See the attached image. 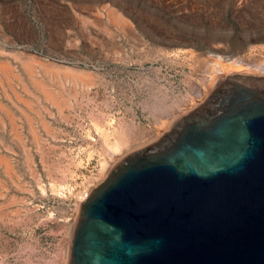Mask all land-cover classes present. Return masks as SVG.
<instances>
[{
    "label": "rangeland",
    "instance_id": "rangeland-1",
    "mask_svg": "<svg viewBox=\"0 0 264 264\" xmlns=\"http://www.w3.org/2000/svg\"><path fill=\"white\" fill-rule=\"evenodd\" d=\"M215 60L264 87V0H0V264H65L78 196L198 107Z\"/></svg>",
    "mask_w": 264,
    "mask_h": 264
},
{
    "label": "water",
    "instance_id": "water-1",
    "mask_svg": "<svg viewBox=\"0 0 264 264\" xmlns=\"http://www.w3.org/2000/svg\"><path fill=\"white\" fill-rule=\"evenodd\" d=\"M65 264H264V87L225 79L78 203Z\"/></svg>",
    "mask_w": 264,
    "mask_h": 264
},
{
    "label": "bare ground",
    "instance_id": "bare-ground-1",
    "mask_svg": "<svg viewBox=\"0 0 264 264\" xmlns=\"http://www.w3.org/2000/svg\"><path fill=\"white\" fill-rule=\"evenodd\" d=\"M109 14H110V17L112 18V20L113 21H115L116 23H118V24H124V21H123V19H122V17H120V15L116 12V11H114V10H111L110 12H109ZM13 55V54H12ZM46 60V59H45ZM32 62V61H31ZM31 62H29L28 60L26 61V62H24V63H22V64H24V66H25V68L28 70V71H30L31 70V67H32V64H31ZM2 64H3V62H1ZM234 63V62H233ZM238 63V62H237ZM5 64V63H4ZM234 64H236V63H234ZM234 64H227V65H222V64H220V62L218 63V60H215V63H214V65H213V69H214V71H213V73H214V79L215 78H217L218 80L217 81H219L220 80V82L222 81V79H228V77H227V75H228V73H230V72H232V71H234ZM264 64V63H263ZM6 65V64H5ZM9 66V65H8ZM41 66L42 67H44V69L46 70V71H52V70H54L55 68H57V69H61V70H63V72L64 73H67V74H70V75H72V76H75L74 74H77L78 76H80V77H82V79L84 80V81H86V85L87 84H89V82H88V77L86 78V76L84 77V74H83V72L82 71H75V70H71V69H69V68H64V67H60V66H56V65H54V64H51V65H47V64H41ZM259 66V65H258ZM9 67H11V66H9ZM38 67V66H37ZM2 69L4 70V71H7V67H5V66H3L2 67ZM260 69H262V71L264 72V65H262V67H260ZM36 71V70H35ZM54 72V71H53ZM30 73V72H29ZM52 73V72H51ZM59 73V72H58ZM35 76V75H34ZM37 77V76H36ZM73 78V77H72ZM81 79V80H82ZM46 80V79H45ZM48 81V80H47ZM224 81V80H223ZM219 82V83H220ZM37 83V85L38 86H40L41 87V89H43L44 90V85L41 83V82H36ZM218 84V83H217ZM216 84V85H217ZM8 85V84H7ZM216 85H214V86H216ZM80 86V85H79ZM59 89V88H58ZM71 90V89H70ZM79 90V89H78ZM46 91V90H45ZM66 93V92H65ZM45 95V94H44ZM65 95V94H64ZM45 96H48V98H49V100H52V95H50L49 94V92L45 95ZM60 96V95H59ZM47 99V98H46ZM70 99V98H69ZM21 100H23V99H21ZM26 101V100H25ZM24 101V102H25ZM53 103H54V101H53ZM69 105V104H68ZM187 110V109H186ZM192 111V110H191ZM184 115V114H183ZM10 117V116H9ZM13 120V119H12ZM110 124V123H109ZM106 125V124H105ZM97 129V128H96ZM101 129V128H100ZM103 129V128H102ZM100 132L102 133V135H103V139H104V142H105V144L107 145V149L109 150V152H112V153H116V152H119V151H121V149L122 148H124L126 145H127V139L126 138H124V137H122V136H120V135H116L115 134V136L114 137H111L112 136V134L109 132V131H107V129L105 130V129H103L102 131L100 130ZM99 132V133H100ZM100 133V134H101ZM127 147V146H126ZM1 159H3L2 157H0ZM3 169H5V168H3ZM89 193H90V190H86V191H84L83 193H81L79 196H78V198H77V200H76V203H77V206H78V203H80V201H82V200H84V199H86V197L89 195Z\"/></svg>",
    "mask_w": 264,
    "mask_h": 264
}]
</instances>
